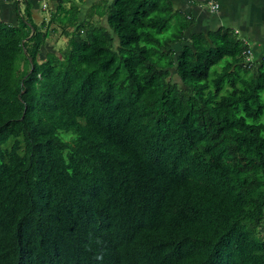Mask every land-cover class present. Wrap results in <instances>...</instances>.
Wrapping results in <instances>:
<instances>
[{
    "label": "trees",
    "instance_id": "1",
    "mask_svg": "<svg viewBox=\"0 0 264 264\" xmlns=\"http://www.w3.org/2000/svg\"><path fill=\"white\" fill-rule=\"evenodd\" d=\"M8 1L0 264H264V71L237 81L244 47L224 32L174 57L167 0H55L39 25ZM50 24L66 42L41 59Z\"/></svg>",
    "mask_w": 264,
    "mask_h": 264
},
{
    "label": "crops",
    "instance_id": "2",
    "mask_svg": "<svg viewBox=\"0 0 264 264\" xmlns=\"http://www.w3.org/2000/svg\"><path fill=\"white\" fill-rule=\"evenodd\" d=\"M28 1L32 20L36 25H39L40 22L34 18V11L41 0ZM167 1L169 4L168 13L171 17L169 28L174 30L179 25L187 24L181 39L173 41L170 45L174 57L180 53L182 46L189 45L191 42L199 44L206 42L211 45L210 40H213L216 44H222L220 35L227 32L247 52L245 55L242 54L244 56L242 65L248 70L243 71L236 68L235 70L239 73L237 81L243 77H250L252 74L258 73L259 70L264 71V0ZM211 1L217 5L213 11L210 9L213 4ZM19 13H21L20 7L17 11L11 1L0 0V21L15 26ZM176 34L177 32L171 34L169 38H174ZM49 36L51 34L47 35L46 39ZM43 51L40 53L41 59L44 57V53L55 52L54 49Z\"/></svg>",
    "mask_w": 264,
    "mask_h": 264
},
{
    "label": "rangeland",
    "instance_id": "3",
    "mask_svg": "<svg viewBox=\"0 0 264 264\" xmlns=\"http://www.w3.org/2000/svg\"><path fill=\"white\" fill-rule=\"evenodd\" d=\"M92 1L95 0H84L81 3H78L79 8L81 10V15L85 14L89 7L90 4L92 3ZM20 9H21V13L23 12V6L22 4L19 5ZM55 8V0H41V3H39V6L37 7V9L34 11V18L36 21H48V18L50 17L49 14L52 13L54 11ZM49 28H53L55 29V32L51 34V36H49L46 39V43L45 46L43 47L44 51L45 49H54L55 52H57L56 50L58 49H62L65 45L66 42V38L64 36L61 35L60 33V29L56 26V24H50ZM43 51V52H44ZM224 64V60L221 61L220 63H218L216 66H214L213 68H211L210 70V74H212L213 72H219L221 66ZM264 96V95H263ZM261 122L264 121V114L262 115ZM62 141H68L70 139H73V136H70L68 134H60L59 135Z\"/></svg>",
    "mask_w": 264,
    "mask_h": 264
},
{
    "label": "built area",
    "instance_id": "4",
    "mask_svg": "<svg viewBox=\"0 0 264 264\" xmlns=\"http://www.w3.org/2000/svg\"><path fill=\"white\" fill-rule=\"evenodd\" d=\"M212 2V1H211ZM213 3V2H212ZM217 8V5L215 3L211 4L210 6V9L211 11L215 10ZM243 55L247 54L246 51L242 52ZM246 60H247V57H246Z\"/></svg>",
    "mask_w": 264,
    "mask_h": 264
},
{
    "label": "water",
    "instance_id": "5",
    "mask_svg": "<svg viewBox=\"0 0 264 264\" xmlns=\"http://www.w3.org/2000/svg\"><path fill=\"white\" fill-rule=\"evenodd\" d=\"M18 1V0H17Z\"/></svg>",
    "mask_w": 264,
    "mask_h": 264
}]
</instances>
